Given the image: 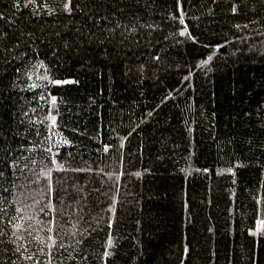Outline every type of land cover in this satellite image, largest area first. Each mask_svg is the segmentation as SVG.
<instances>
[{
  "label": "trees",
  "instance_id": "trees-1",
  "mask_svg": "<svg viewBox=\"0 0 264 264\" xmlns=\"http://www.w3.org/2000/svg\"><path fill=\"white\" fill-rule=\"evenodd\" d=\"M0 264H264V0H0Z\"/></svg>",
  "mask_w": 264,
  "mask_h": 264
}]
</instances>
